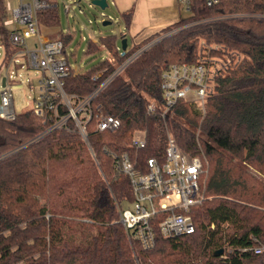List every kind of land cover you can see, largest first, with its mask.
Listing matches in <instances>:
<instances>
[{"label": "trees", "instance_id": "trees-1", "mask_svg": "<svg viewBox=\"0 0 264 264\" xmlns=\"http://www.w3.org/2000/svg\"><path fill=\"white\" fill-rule=\"evenodd\" d=\"M122 17L129 29L132 12ZM39 20L60 26L58 8L40 12ZM72 38L60 35L66 48ZM202 43L231 64L217 78L203 115L186 102L164 115L163 70L197 63ZM4 48L8 67L16 48L7 41ZM103 53L111 58L71 73L64 89L84 98L110 80L92 107L101 105L120 120L115 131H96L93 117L88 144L72 119L69 130L47 132L56 118L33 107L14 120L0 118V264H264V252L253 251L264 244V179L251 172L264 177V0L213 6L192 0L188 16L131 48L127 42L122 50L117 36L87 42L86 55ZM67 113L60 107V115ZM136 131L145 134L143 149L133 146ZM168 132L183 151L206 158L204 199L191 210L194 234L165 238L157 232L155 246L144 250L120 222L119 208L134 200L120 167L124 155L139 168L152 157L162 164Z\"/></svg>", "mask_w": 264, "mask_h": 264}, {"label": "built area", "instance_id": "built-area-1", "mask_svg": "<svg viewBox=\"0 0 264 264\" xmlns=\"http://www.w3.org/2000/svg\"><path fill=\"white\" fill-rule=\"evenodd\" d=\"M80 1L74 0L73 3L78 4ZM0 2L4 3V11L0 15V28L6 31V36L0 31V46L4 48V43L7 41L16 48L7 69L23 61L28 68L39 72L38 93L34 97L32 107L40 116L52 113L56 118L47 132L62 128L69 130L67 122L72 119L75 129L82 139L87 141V127L93 117L96 119V131L118 129L121 125L119 119L109 115L101 105H97L95 109L92 107V100L110 80L92 95L84 98L76 94H68L64 89L65 78L75 73L65 43L60 38L52 39L48 34L43 33V24L39 20L40 12L58 8V0H0ZM177 2L182 8L190 11L192 0H177ZM205 2L207 6H213L218 0H205ZM92 4L95 5L93 0ZM72 9V4L67 2L64 4L67 15ZM102 17L104 21H112V18L104 13ZM92 41L97 42V40ZM202 46L197 63L174 64L163 70L162 113L164 115L172 114L180 102H186L200 111H205L206 101L215 92L217 78L231 64L230 60L226 62L221 56H211L210 52L205 50L204 43ZM211 48L221 49V47ZM223 51L226 53L225 50ZM4 52L5 59V48ZM230 56L241 59L235 52L230 53ZM106 57L110 59L111 55L106 53ZM129 61L119 67L117 73H120ZM11 73L13 75V72ZM94 78L97 79L98 75ZM10 79L8 72L4 86L2 79L0 90V118L5 120H14L17 115ZM60 107L66 108L68 113L60 115ZM153 109L154 105H151L149 110ZM133 146L137 149L145 148V134L135 135ZM120 169L129 177L134 196L129 206L119 208L120 222L125 227L129 239L138 241L144 250H148L155 246L157 232L165 238L181 237L196 232L191 210L204 199L201 189V182L206 175L203 156H192L183 151L174 136L169 133L165 161L162 164L152 157L146 161L144 168H139L128 155H124ZM253 251L260 254L264 252V246H256Z\"/></svg>", "mask_w": 264, "mask_h": 264}, {"label": "rangeland", "instance_id": "rangeland-1", "mask_svg": "<svg viewBox=\"0 0 264 264\" xmlns=\"http://www.w3.org/2000/svg\"><path fill=\"white\" fill-rule=\"evenodd\" d=\"M73 1L58 0L60 26L51 27L43 24L42 29L43 33L48 34L52 39L60 38L62 33H70L73 36L66 51L71 67L76 74L90 70L106 58L105 53L96 56L85 54L89 40L117 36L119 44H121L120 37L125 35L128 46L131 48L137 43H142L152 33L176 23L181 16L189 15V11L184 8L179 9L177 0H107L108 6L105 9L93 5L92 0H81L78 4ZM66 2L72 4L73 8L68 15L64 10ZM128 11L132 12V23L129 29L122 17V14ZM102 13L112 18L111 24H103ZM174 17H176L174 20L176 22L172 20ZM4 53V48L0 46V90L2 89V79L9 72L14 108L17 113H21L30 109L34 104V97L38 93L40 74L37 70L28 68L23 61H19L15 66L7 69L3 64ZM204 113L205 111H201L202 115ZM142 133V131H136L134 136L143 135L144 133ZM85 142L89 144L88 140ZM204 162L208 165L205 157ZM251 172L254 176L264 179L257 171L251 170ZM203 182L202 180L201 189ZM261 245L264 246V244Z\"/></svg>", "mask_w": 264, "mask_h": 264}, {"label": "water", "instance_id": "water-1", "mask_svg": "<svg viewBox=\"0 0 264 264\" xmlns=\"http://www.w3.org/2000/svg\"><path fill=\"white\" fill-rule=\"evenodd\" d=\"M93 3L97 6H99L101 9H105L108 6L107 0H93ZM104 25H108L111 24L110 21H104L103 22ZM121 44H122V50H126L127 49V39L123 38L121 40ZM5 85V78H3V86ZM224 252L223 249L217 251L215 254L216 255H222Z\"/></svg>", "mask_w": 264, "mask_h": 264}, {"label": "crops", "instance_id": "crops-1", "mask_svg": "<svg viewBox=\"0 0 264 264\" xmlns=\"http://www.w3.org/2000/svg\"><path fill=\"white\" fill-rule=\"evenodd\" d=\"M178 6H179V9H181V8H182V6H181L179 3H178ZM180 16H181V15H180ZM175 18H176V17H174L172 20L174 21V20H175ZM177 20H179V19H177ZM173 21H172V22H173ZM174 22H176V21H174ZM131 23H132V22H131ZM168 24H170V23H168ZM160 30H162V29H160ZM157 32H158V31H157ZM154 33H156V32H154ZM154 33H152V34H154Z\"/></svg>", "mask_w": 264, "mask_h": 264}]
</instances>
